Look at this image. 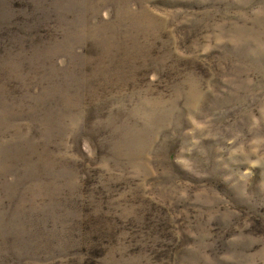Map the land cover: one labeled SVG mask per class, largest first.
I'll list each match as a JSON object with an SVG mask.
<instances>
[{
    "label": "rangeland",
    "instance_id": "374dc122",
    "mask_svg": "<svg viewBox=\"0 0 264 264\" xmlns=\"http://www.w3.org/2000/svg\"><path fill=\"white\" fill-rule=\"evenodd\" d=\"M0 264H264V0H0Z\"/></svg>",
    "mask_w": 264,
    "mask_h": 264
}]
</instances>
